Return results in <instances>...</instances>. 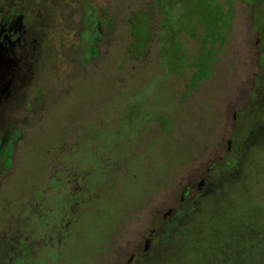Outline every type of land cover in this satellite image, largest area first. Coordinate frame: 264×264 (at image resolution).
<instances>
[{
	"label": "rangeland",
	"instance_id": "obj_1",
	"mask_svg": "<svg viewBox=\"0 0 264 264\" xmlns=\"http://www.w3.org/2000/svg\"><path fill=\"white\" fill-rule=\"evenodd\" d=\"M91 1L102 20L98 53L90 58L92 52L83 48L89 38L81 34L80 53L67 44L63 59L45 65L39 86L48 106L34 113L29 137L0 189V215L7 214V202L14 211L29 190L38 193L60 142L78 123L89 125L93 109L122 103L117 93L139 92L135 102L148 96V102L174 107V139L162 136L152 145L149 135L144 137L149 160L136 162L121 190L104 194L82 213L76 243L50 262L101 264L112 256L127 216L130 220L160 192L142 210L144 230L152 228L149 216L166 208L155 199L164 197L169 179L179 190L178 184L227 157L233 115L247 110V121L255 126L247 128L251 133L236 134L242 153L235 164L229 157L218 166L219 179H210L208 191L187 214L184 236L169 257L177 264H264V57L257 41L264 38V0L250 9L245 0ZM85 12L88 17L83 8L76 18L83 22ZM69 29L71 43L76 29ZM254 95L258 101L250 106ZM185 215L179 214L181 220ZM129 226L132 232L138 223ZM120 257L114 254L111 262Z\"/></svg>",
	"mask_w": 264,
	"mask_h": 264
},
{
	"label": "flooded vegetation",
	"instance_id": "obj_2",
	"mask_svg": "<svg viewBox=\"0 0 264 264\" xmlns=\"http://www.w3.org/2000/svg\"><path fill=\"white\" fill-rule=\"evenodd\" d=\"M83 8L90 14L86 17L85 12L82 22L76 16ZM99 16L91 0H0V189L29 137L34 113L46 106L41 92L44 87L39 86L45 65L56 58L63 59L67 44L78 53L83 48L90 50V58L96 56L101 39ZM104 23L110 26V22ZM71 25L76 30L69 43L66 37L70 36ZM81 34L89 39L79 50ZM129 78H125L126 82ZM140 95L119 92L116 98H122V103H108L105 111L93 109L90 124L78 123L74 134L60 142L38 193L29 190L27 200L14 211L9 210L15 206L12 202L5 204L7 214L0 215V264H50L62 256V250L76 243L80 235L82 213L104 194L114 195L121 190L127 175L136 170V162L149 160L143 138L149 135L152 145L159 143L162 136L174 139L178 110L148 102V96H143V102H135ZM239 118L235 112L234 132L225 146L228 155ZM225 159L226 154L218 157L196 178L192 176L178 184L179 190L177 182L169 179L164 185L168 189L166 196L155 199L166 208L149 216L152 228L144 230L146 217L142 210L160 192L144 207L135 209L130 220L127 216L112 256L101 264H177L169 256L177 251L178 238L184 236L181 228L187 214L208 191L210 179H219L217 168ZM182 211L186 212L183 220L179 216ZM131 222L138 223L132 232ZM114 254L122 257L112 263Z\"/></svg>",
	"mask_w": 264,
	"mask_h": 264
},
{
	"label": "trees",
	"instance_id": "obj_3",
	"mask_svg": "<svg viewBox=\"0 0 264 264\" xmlns=\"http://www.w3.org/2000/svg\"><path fill=\"white\" fill-rule=\"evenodd\" d=\"M247 3H248V5H249V9H250V6H251V4H253V2L255 1V0H245ZM263 1V0H262ZM263 12H264V10H263ZM257 41H258V43L260 44L259 45V47H258V51H259V55H260V58H263L264 57V44H262L263 42H264V38H263V36H261V35H259L258 36V39H257ZM261 62V61H260ZM260 64V63H259ZM259 69H260V67H259ZM261 70H262V68H261ZM257 97V96H256ZM255 97V95L253 96V98H252V103H251V105L250 106H254V104H256L257 103V98ZM248 117H247V110L246 111H243L242 112V116H241V114H240V118H239V126H238V128H237V130H236V132H238V131H240V132H244V131H247V132H249V133H251V130H248L247 128H252L253 126H255V124H249V122L247 121L248 119H247ZM254 129V128H253ZM253 129H252V131H253ZM250 138V137H249ZM242 153V151L240 150V149H238L237 148V140H236V137H235V139H234V142H233V145H232V148H231V152L229 153V155L226 157V159H228L229 157H232L233 159V163L235 162H237V159H235L234 157H236V155H238L239 153ZM226 159H225V161H224V163L223 164H221V168L224 166V164H225V162H226ZM242 159V158H241ZM234 163V164H235Z\"/></svg>",
	"mask_w": 264,
	"mask_h": 264
}]
</instances>
